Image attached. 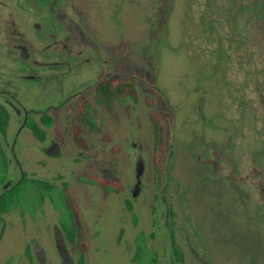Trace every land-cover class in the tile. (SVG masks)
Instances as JSON below:
<instances>
[{
  "label": "rangeland",
  "instance_id": "1",
  "mask_svg": "<svg viewBox=\"0 0 264 264\" xmlns=\"http://www.w3.org/2000/svg\"><path fill=\"white\" fill-rule=\"evenodd\" d=\"M171 1L169 13L170 0L82 3L86 31L102 54L121 59L123 71L137 77L135 96L116 98L112 113L102 105L95 106L102 132L86 133V150L102 153L100 162H106L107 167L99 164L100 169L93 173L113 177L115 168L124 176L120 177L124 190L133 182L137 152L129 144L141 143L145 184L135 204L142 219L154 211L151 217L160 229V218L165 221V199L172 201L175 215L171 220L185 256L189 251L184 234L193 247L183 264H264V190L260 181L264 179V17L257 15L264 0H239L246 2L241 4L231 3L234 0ZM254 33L257 36L249 44ZM73 34L78 42L82 35L77 30ZM4 53L0 46V66L9 65ZM14 63L16 72L31 70L22 61ZM6 75L13 78L10 81L17 96L25 103L38 104L46 98V91L36 87L35 80L16 73ZM152 109L165 117L166 124L168 154L160 168L152 158ZM33 138L25 127L16 149L26 160L54 161L40 156L30 144ZM91 159L97 163L101 156ZM89 170L92 167L86 164V172ZM86 187V205L82 201L79 205L86 215L90 263L99 259L100 264H135L124 253L131 243L130 232L120 243L115 242L118 228L127 226L123 208L128 201L118 194L105 198L96 186ZM160 191L164 193L159 198ZM255 191H260L261 199ZM35 200L37 194L29 182L19 187V206L32 212ZM46 221L30 223L25 234L7 222L0 263L4 252L18 253L31 233L41 232L44 237ZM141 239L139 247L143 246ZM150 241L160 252L162 264H169L168 256L173 254L167 230L162 228L157 239ZM145 254L139 252L147 260Z\"/></svg>",
  "mask_w": 264,
  "mask_h": 264
},
{
  "label": "flooded vegetation",
  "instance_id": "2",
  "mask_svg": "<svg viewBox=\"0 0 264 264\" xmlns=\"http://www.w3.org/2000/svg\"><path fill=\"white\" fill-rule=\"evenodd\" d=\"M82 3L84 0H0V46L4 48V55L10 60L9 65L0 66V243L5 237L7 222H10V228L16 225L19 232L25 234L30 223L37 224L42 218L47 220L44 237L40 235L41 232L31 233L18 253L4 252L3 262L0 264H92L87 256L89 242L86 215L82 214L79 205L81 201L85 202L86 186L90 185L96 186L102 197L118 194L124 201L125 199L128 201L126 205L124 203L123 208L127 213V216H123L127 226H118L115 242L120 243L124 235L130 232L131 243L124 249L130 262L162 264L161 254L154 249L150 239H157L163 228L167 230L174 255L171 258L168 256L169 264H183L193 247L184 234L189 251L185 256V250L179 243L176 229L173 227L174 221L171 220L175 215L172 201L169 198L165 199L163 204L165 221H161L160 216V229L158 224V227L155 225L154 217H151L154 211L142 219L141 209L135 204L145 184L143 183L145 158L142 149L144 146L141 143L137 144L136 141L128 143L131 150L137 152L133 156V182L126 185L124 190L120 178L124 176L115 168L112 172L113 177H98L93 173L100 169L99 164L107 167L106 162H100L102 157L104 158L102 153L86 150V133L102 132L101 119L97 116L95 106L102 105L108 113H112L116 98L122 95L135 96L137 77L123 71L121 59H109L102 54L97 47V41L86 31ZM231 3L246 2L234 0ZM171 6L170 0L167 13ZM261 9V14L257 15L264 17V9ZM230 21L231 19L227 23L231 29ZM74 30L82 35V40L81 37L78 42L74 39ZM256 36L257 33H254L249 37V44ZM14 60L26 63L31 70L16 72ZM6 73H16L19 77L35 80V86L46 91V98L38 104L25 103L17 96L18 91L10 81L13 78ZM72 77L76 80H72ZM123 79L133 84V95L122 91ZM103 82H113L118 87L117 92L113 93V89L109 91L111 106L97 95L99 85ZM90 90L91 94L88 93ZM2 112L5 115L4 119H1ZM151 112L159 114L164 123L165 117L154 109L149 112L153 130L152 158L155 163V132ZM91 120L95 121V126L90 125ZM103 125L106 127V124ZM25 127L32 133L34 138L30 144L37 149L40 156L44 159L50 157L49 159L54 161L46 163L39 158L26 160L16 149L18 135ZM67 133L71 134V138ZM164 133L166 137V124ZM167 152L166 139L164 160ZM95 155L101 156L97 163L91 159ZM105 157H108V153ZM62 158L66 159L65 163L58 162ZM86 164L91 166L92 170L86 172ZM139 167H142V170L138 175ZM75 170L78 173H75ZM260 181L263 182L264 190V179ZM27 182L37 194L32 212L17 203L19 187ZM256 186L257 182L255 188ZM237 190L247 197L251 195L245 189ZM163 193L160 191L157 197L160 198ZM255 193L256 197H261L260 191L258 194L256 191ZM79 196L83 197V200ZM56 201H60L61 204H57ZM168 202L171 203L170 206ZM140 238L143 245L141 247ZM164 246L165 244L163 248ZM140 251L148 254L147 260L139 256ZM93 264H100L99 259Z\"/></svg>",
  "mask_w": 264,
  "mask_h": 264
},
{
  "label": "trees",
  "instance_id": "3",
  "mask_svg": "<svg viewBox=\"0 0 264 264\" xmlns=\"http://www.w3.org/2000/svg\"><path fill=\"white\" fill-rule=\"evenodd\" d=\"M122 91L125 92H130L131 95L134 94V86L133 84L126 80L123 79L122 81ZM113 89V93L117 92L116 89H118L117 86H115V83L113 82H103L99 85V89L97 91V95L98 97L101 99L103 98L105 100V102L111 106V102H110V97H111V93H109V91ZM3 116L1 119H4L5 115L2 112ZM151 119L153 122V128H154V160L155 163H157V168H160L162 166L163 160H164V156L166 153V137H165V123L162 119V117L155 113V112H151ZM91 126H95V121L91 120L90 122ZM158 170V169H157Z\"/></svg>",
  "mask_w": 264,
  "mask_h": 264
},
{
  "label": "water",
  "instance_id": "4",
  "mask_svg": "<svg viewBox=\"0 0 264 264\" xmlns=\"http://www.w3.org/2000/svg\"><path fill=\"white\" fill-rule=\"evenodd\" d=\"M142 167H139L138 169V175L141 173Z\"/></svg>",
  "mask_w": 264,
  "mask_h": 264
}]
</instances>
